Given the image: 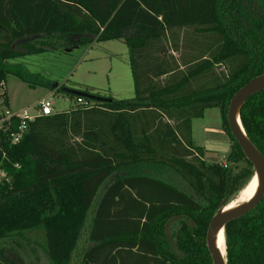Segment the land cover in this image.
Instances as JSON below:
<instances>
[{
  "label": "trees",
  "instance_id": "trees-1",
  "mask_svg": "<svg viewBox=\"0 0 264 264\" xmlns=\"http://www.w3.org/2000/svg\"><path fill=\"white\" fill-rule=\"evenodd\" d=\"M117 39L133 98L39 116L17 144L0 131V241L43 229L40 264H213L210 222L254 173L227 113L264 75V0H0V87L12 58ZM214 107L234 143L227 166L192 138L193 119ZM240 116L264 156V90ZM224 233L227 264H264V196Z\"/></svg>",
  "mask_w": 264,
  "mask_h": 264
},
{
  "label": "rangeland",
  "instance_id": "rangeland-1",
  "mask_svg": "<svg viewBox=\"0 0 264 264\" xmlns=\"http://www.w3.org/2000/svg\"><path fill=\"white\" fill-rule=\"evenodd\" d=\"M35 39L32 37L27 41L34 43ZM16 47L21 49L18 44ZM46 47L42 52L9 60L13 67L7 74L4 90L9 100L7 106L12 112L18 113L29 108L31 113H37L36 106L43 99H51L57 112L75 107L77 95L67 93L63 88L116 99H131L135 96L128 47L124 39L62 45L57 49ZM205 114L204 119L195 123V144L204 145L207 140L225 143L221 110L217 107L208 108ZM226 157L211 152L205 159L208 163H224ZM248 165L242 160L233 166V170L237 172ZM238 193L232 196V200ZM12 235L0 241V252L4 253L0 254V260L6 264H40L46 261V233L43 229ZM85 245V241H82L81 251Z\"/></svg>",
  "mask_w": 264,
  "mask_h": 264
},
{
  "label": "water",
  "instance_id": "water-1",
  "mask_svg": "<svg viewBox=\"0 0 264 264\" xmlns=\"http://www.w3.org/2000/svg\"><path fill=\"white\" fill-rule=\"evenodd\" d=\"M63 90L67 93L74 94L77 96H83L85 98H88V99H91L97 102H111L112 101L111 97H103V96L89 93V92L77 91V90L66 89V88H63ZM262 90H264V75L251 80L246 85H244L242 88H240L232 97L229 108H228L227 119H228V124L231 130V133L233 137L236 139V141L239 143L247 159L253 164V167H254V173L248 182H250L254 178L255 174L258 173L260 177V189H259L258 194L248 203L243 205L242 207L236 210H233L231 212L225 213V214L223 213L224 209H221L210 222L208 232H207V246L213 258V264H227V257H226V262H224L222 253L214 242V238L218 230L220 229L224 230L227 222H229L232 219L238 218L246 214L250 210H252L255 206H257V204L260 202V200L264 196V156L258 150V148L251 142L246 131L245 133L244 131H242V128L238 122V118L236 117V112L238 111L240 121H241L240 110H241L243 103L250 96ZM241 124H242V121H241ZM233 166L234 164H231L229 167V170L227 171L228 181L231 178ZM167 239L172 249L176 253H179L178 246L175 243V241L172 239V237L170 236L169 231H167Z\"/></svg>",
  "mask_w": 264,
  "mask_h": 264
},
{
  "label": "built area",
  "instance_id": "built-area-1",
  "mask_svg": "<svg viewBox=\"0 0 264 264\" xmlns=\"http://www.w3.org/2000/svg\"><path fill=\"white\" fill-rule=\"evenodd\" d=\"M4 88L5 82H2L0 87V131H3L9 136L11 144H17L23 138L28 130L29 123L37 117L56 113L51 99L41 100L36 106L37 113H31V109L29 108L24 109L22 112L14 113L6 105L4 97L2 96ZM76 103L92 106L95 102L93 100H87L83 96H77ZM223 164L227 166L225 161ZM5 178L7 179V172L0 167V182Z\"/></svg>",
  "mask_w": 264,
  "mask_h": 264
},
{
  "label": "bare ground",
  "instance_id": "bare-ground-1",
  "mask_svg": "<svg viewBox=\"0 0 264 264\" xmlns=\"http://www.w3.org/2000/svg\"><path fill=\"white\" fill-rule=\"evenodd\" d=\"M236 117L238 118V122L242 128V131L245 130L243 128V125L241 124L239 112H236ZM260 189V177L258 173L255 174L254 178L248 182V185L245 186V188L238 193V196L235 197L233 200L229 202V204L224 206L223 213H228L233 210H236L246 203H248L250 200H252L259 192ZM214 242L216 246L220 249L222 256L224 258V262H226V242H225V233L223 229L218 230V232L215 235Z\"/></svg>",
  "mask_w": 264,
  "mask_h": 264
},
{
  "label": "crops",
  "instance_id": "crops-1",
  "mask_svg": "<svg viewBox=\"0 0 264 264\" xmlns=\"http://www.w3.org/2000/svg\"><path fill=\"white\" fill-rule=\"evenodd\" d=\"M205 115L206 114H204V116L201 117V118H195L192 121V138H193L194 144H195V141H196V138H195V123L197 121L201 120V119H204ZM223 132H224V135L226 137V140L224 141L225 143H223L221 141H213V140L208 141L207 140V144L205 143L203 145L201 143V145H198V146H201V147L204 148V150H205V158H206L207 154L211 153V152L221 153V154H223L226 157L228 155V153L231 151L232 145H233V141H232V138L230 137V135L227 133L224 124H223Z\"/></svg>",
  "mask_w": 264,
  "mask_h": 264
}]
</instances>
